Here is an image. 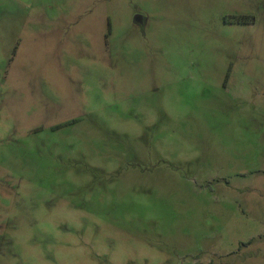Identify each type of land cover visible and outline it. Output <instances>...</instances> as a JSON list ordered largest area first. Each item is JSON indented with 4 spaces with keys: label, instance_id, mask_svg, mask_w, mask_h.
<instances>
[{
    "label": "rangeland",
    "instance_id": "374dc122",
    "mask_svg": "<svg viewBox=\"0 0 264 264\" xmlns=\"http://www.w3.org/2000/svg\"><path fill=\"white\" fill-rule=\"evenodd\" d=\"M0 264H264V0H0Z\"/></svg>",
    "mask_w": 264,
    "mask_h": 264
},
{
    "label": "water",
    "instance_id": "95a60500",
    "mask_svg": "<svg viewBox=\"0 0 264 264\" xmlns=\"http://www.w3.org/2000/svg\"><path fill=\"white\" fill-rule=\"evenodd\" d=\"M134 21L136 23H142V20H141V18L139 16H135Z\"/></svg>",
    "mask_w": 264,
    "mask_h": 264
}]
</instances>
